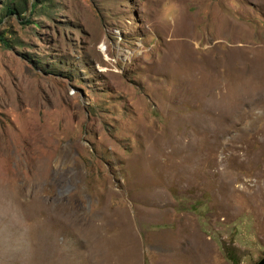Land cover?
Segmentation results:
<instances>
[{"label":"rangeland","instance_id":"374dc122","mask_svg":"<svg viewBox=\"0 0 264 264\" xmlns=\"http://www.w3.org/2000/svg\"><path fill=\"white\" fill-rule=\"evenodd\" d=\"M30 1L0 0V264L264 255V0Z\"/></svg>","mask_w":264,"mask_h":264},{"label":"trees","instance_id":"16d2710c","mask_svg":"<svg viewBox=\"0 0 264 264\" xmlns=\"http://www.w3.org/2000/svg\"><path fill=\"white\" fill-rule=\"evenodd\" d=\"M36 1H37V0H31V1H30V10L32 9V7H34ZM21 3H22V1H21ZM12 9L16 10V7L12 8ZM10 11H11V10H10ZM12 11H13V10H12ZM18 12H19V11H18ZM3 36H4L3 34H2V35L0 34V41L3 42V43H6L5 38H4Z\"/></svg>","mask_w":264,"mask_h":264},{"label":"water","instance_id":"95a60500","mask_svg":"<svg viewBox=\"0 0 264 264\" xmlns=\"http://www.w3.org/2000/svg\"><path fill=\"white\" fill-rule=\"evenodd\" d=\"M252 264H264V255L258 257Z\"/></svg>","mask_w":264,"mask_h":264},{"label":"built area","instance_id":"2783aa9c","mask_svg":"<svg viewBox=\"0 0 264 264\" xmlns=\"http://www.w3.org/2000/svg\"><path fill=\"white\" fill-rule=\"evenodd\" d=\"M99 45H101V44H99ZM101 47H102V45H101ZM101 47H99L100 49H101ZM103 48V47H102Z\"/></svg>","mask_w":264,"mask_h":264}]
</instances>
